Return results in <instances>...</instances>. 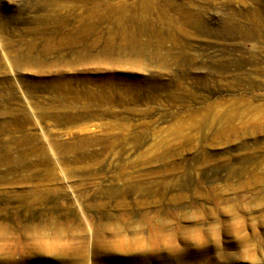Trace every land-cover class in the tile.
Instances as JSON below:
<instances>
[{
	"label": "rangeland",
	"instance_id": "obj_1",
	"mask_svg": "<svg viewBox=\"0 0 264 264\" xmlns=\"http://www.w3.org/2000/svg\"><path fill=\"white\" fill-rule=\"evenodd\" d=\"M0 25V264H264V0H0Z\"/></svg>",
	"mask_w": 264,
	"mask_h": 264
},
{
	"label": "bare ground",
	"instance_id": "obj_2",
	"mask_svg": "<svg viewBox=\"0 0 264 264\" xmlns=\"http://www.w3.org/2000/svg\"><path fill=\"white\" fill-rule=\"evenodd\" d=\"M42 2H43V0H42ZM47 3H49V2H47ZM42 6H45L46 7V4H45V2L44 3H42L41 4ZM40 5V6H41ZM50 5V4H49ZM42 6L40 7V8H42ZM54 12V11H53ZM46 14H48V13H46ZM45 14V15H46ZM50 15V14H49ZM57 16V15H56ZM47 17H48V15H47ZM82 17V16H81ZM81 17H79V18H81ZM53 18V17H52ZM51 18V20L53 21V19ZM86 18H87V16H86ZM41 19V18H40ZM43 19V18H42ZM46 19V18H45ZM85 19V18H84ZM83 18H81V19H79L81 22H79L80 24L77 26V27H75L76 29H72L71 31H69L67 34H65V33H63V31L64 30H62L61 32H60V29H63L62 28V26H61V28L59 27V24H55V26L54 27H52L53 29L51 30V29H49V30H51L50 32V34H48V36L45 38L44 37V35H43V37L46 39V41L48 42H50L51 40H53L54 38H56L57 37V35H59L57 38H58V40L57 41H60V40H62V42H63V39L65 40V42L67 43V42H72L75 38H77L76 40H74L76 43L78 42V43H83L84 42V38H85V30H86V25H85V23H86V21L84 20ZM77 20H78V18H77ZM44 20H42V22H43ZM47 22V21H46ZM46 22H44L45 24H46ZM54 22H55V20H54ZM62 22V21H61ZM53 24V23H52ZM1 26V25H0ZM2 27V26H1ZM4 28V27H3ZM41 28V27H40ZM43 28V27H42ZM60 28V29H59ZM2 29V28H1ZM38 30H40L41 32H42V29H39L38 28ZM35 32H38V31H35ZM44 32V31H43ZM66 32V31H65ZM38 34V33H37ZM41 34V33H40ZM46 35V34H45ZM54 35V36H53ZM72 35V36H71ZM74 35V36H73ZM42 37V38H43ZM72 37H74V39L72 40ZM42 38H41V40H42ZM53 38V39H52ZM44 39V40H45ZM44 40H43V42H44ZM73 41V42H74ZM61 42V41H60ZM77 43V44H78ZM70 44V43H69ZM75 44V43H74ZM73 44V45H74ZM76 44V45H77ZM81 44H80V46H81ZM57 45V44H56ZM59 45V44H58ZM60 45H62L63 46V44H60ZM68 45V44H67ZM79 45V44H78ZM45 46V45H44ZM53 46V45H52ZM61 46V47H62ZM69 46V45H68ZM68 46H66V48L68 47ZM72 46V45H71ZM35 47V46H34ZM46 47V46H45ZM60 47V46H59ZM59 47H57V48H59ZM61 47H60V49H61ZM64 47V46H63ZM73 47V46H72ZM75 47V46H74ZM44 48V47H43ZM56 48V49H57ZM69 48V47H68ZM67 48V49H68ZM86 48V47H85ZM85 48H83V49H85ZM50 49V48H49ZM49 49H48V51H49ZM64 49H65V47H64ZM70 49H71V47H70ZM43 50V49H42ZM35 51V50H34ZM47 51V52H48ZM60 51V50H59ZM39 52V51H38ZM47 52H45V51H42V52H39L38 54H37V56L39 55V54H44V53H47ZM23 53V52H22ZM26 54V53H25ZM36 54V53H35ZM80 55V54H79ZM78 55V56H79ZM84 55V54H83ZM24 56V55H23ZM26 56V55H25ZM36 56V57H37ZM74 56H76V58H80V57H77V55H74ZM81 56V55H80ZM28 57V56H27ZM39 57V56H38ZM44 57V56H43ZM21 58V57H20ZM81 58L83 59V56H81ZM28 59V58H27ZM39 59V58H38ZM37 59V60H38ZM82 59H81V61H82ZM76 60V59H75ZM80 60V59H79ZM19 61V60H18ZM21 61V60H20ZM24 61V60H23ZM21 64V63H20ZM26 65H27V63H25ZM16 65V64H15ZM17 238H18V236H16V234H11L10 233V231L8 230V227H4V226H0V240H3L4 242H6V243H8V244H10L11 242H14V241H16L17 240Z\"/></svg>",
	"mask_w": 264,
	"mask_h": 264
}]
</instances>
